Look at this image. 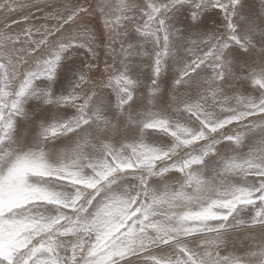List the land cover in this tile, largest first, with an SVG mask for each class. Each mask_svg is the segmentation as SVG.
Listing matches in <instances>:
<instances>
[{
    "label": "snow or ice",
    "instance_id": "6c2138e0",
    "mask_svg": "<svg viewBox=\"0 0 264 264\" xmlns=\"http://www.w3.org/2000/svg\"><path fill=\"white\" fill-rule=\"evenodd\" d=\"M261 9L0 0V264H264Z\"/></svg>",
    "mask_w": 264,
    "mask_h": 264
},
{
    "label": "rangeland",
    "instance_id": "374dc122",
    "mask_svg": "<svg viewBox=\"0 0 264 264\" xmlns=\"http://www.w3.org/2000/svg\"><path fill=\"white\" fill-rule=\"evenodd\" d=\"M18 2H27V0H22V1H20V0H18ZM39 2H43V0H39ZM51 2H56V3H59V2H61V0H51ZM130 2H131V0H130ZM250 3L251 4H253L254 5V7H255V10H256V12L257 13H260L261 11H262V9H261V0H250ZM37 15H39V14H37ZM103 24V21L101 20L100 21V24ZM117 47V52H119V46L117 45L116 46ZM101 47H99V49H98V51H99V60L100 61H102L101 63H103V62H105V60L106 61H108L109 63H111V62H113V61H111V58H110V56L109 55H107L106 54V52H105V46H104V50H102L101 51V49H100ZM102 53V54H101ZM104 54V55H103ZM103 55V56H102ZM109 58V59H108ZM108 59V60H107ZM105 66V63L103 64V67ZM167 80H169V81H167V87L168 88H170L171 87V84H169L170 83V81H171V76H169L168 78H167ZM229 250H231V249H229ZM223 251V250H222ZM237 251L238 252H240V254L242 255V252L240 251V249H237Z\"/></svg>",
    "mask_w": 264,
    "mask_h": 264
},
{
    "label": "bare ground",
    "instance_id": "6f19581e",
    "mask_svg": "<svg viewBox=\"0 0 264 264\" xmlns=\"http://www.w3.org/2000/svg\"><path fill=\"white\" fill-rule=\"evenodd\" d=\"M20 1H22V0H20ZM101 25H102V23H101ZM118 46H119V45H118ZM100 47H101V48H100L101 51L104 50V49L106 48V47L104 48V45H101ZM102 52H103V51H102ZM105 52H106V49H105ZM103 53H104V52H103ZM101 54H102V53H101ZM104 54H105V53H104ZM104 54H103V55H104ZM103 55H102V56H103ZM110 58H111V57H110ZM81 59H82V58H81ZM108 59H109V58H108ZM108 59H107V60H108ZM105 61H106V60H105ZM111 61H112V58H111ZM101 62H102V61L99 60L100 68H101V71H102L103 68H104V67H103L104 62H103V63H101ZM97 79H99V76H97ZM167 81H169V80H167ZM171 82H172V81H170L169 84H171ZM150 139H151V137H150ZM155 139H161V138H158V137H157V138H155Z\"/></svg>",
    "mask_w": 264,
    "mask_h": 264
}]
</instances>
